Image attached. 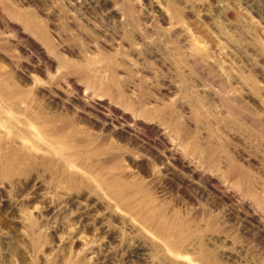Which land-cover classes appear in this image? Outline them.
<instances>
[{"label":"rangeland","instance_id":"obj_1","mask_svg":"<svg viewBox=\"0 0 264 264\" xmlns=\"http://www.w3.org/2000/svg\"><path fill=\"white\" fill-rule=\"evenodd\" d=\"M0 264H264V0H0Z\"/></svg>","mask_w":264,"mask_h":264}]
</instances>
